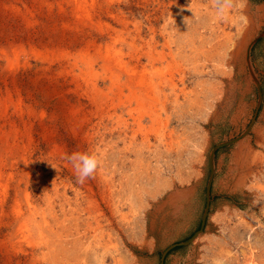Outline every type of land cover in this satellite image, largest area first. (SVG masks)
I'll use <instances>...</instances> for the list:
<instances>
[{
    "label": "rangeland",
    "instance_id": "1",
    "mask_svg": "<svg viewBox=\"0 0 264 264\" xmlns=\"http://www.w3.org/2000/svg\"><path fill=\"white\" fill-rule=\"evenodd\" d=\"M84 1L0 0V264H264V0L249 84L195 12Z\"/></svg>",
    "mask_w": 264,
    "mask_h": 264
},
{
    "label": "bare ground",
    "instance_id": "2",
    "mask_svg": "<svg viewBox=\"0 0 264 264\" xmlns=\"http://www.w3.org/2000/svg\"><path fill=\"white\" fill-rule=\"evenodd\" d=\"M75 1L78 3V7H80L84 0H75ZM169 1H170L169 5L172 7V9H175V10H177V9L180 10L181 8H183V9H186L188 11H191L190 8L188 7V5H190L191 8H192L191 12H195V15H197V19L200 20L199 22H203L204 32L199 33L200 35L198 36V40L200 41V50H198V52L194 53L193 55H197V53H200L201 55L204 56L203 60H206L207 62H210L211 65L217 70L218 69H224L226 67L227 68L231 67L230 65L232 64V62L238 60L240 68H241L240 71L244 72V74H245L244 76H245V79L247 80L248 84L253 82V77L250 74V71L248 69V60L246 59V53L247 52H245V51L247 49L250 37L254 33V27H253V25H249V24L247 25L246 24V22H245L246 21V17L243 18V20H240L239 19L240 18V14H239V17H236L234 15V13H232V12H235V10H234L235 4L240 6L241 10L246 11V10L250 9V7L248 6L246 0H235V1L233 0V2H235V3L233 4V2H232L231 3V7L228 8L227 14H226V19H221V18H219L217 16V12H216V9L213 7L212 0H190L189 4H187L188 1H186V0H169ZM84 3H85V1H84ZM183 3H186V4L182 5ZM82 7H83V5H82ZM241 19H242V17H241ZM117 55H119V54L117 53ZM118 60H119V58H118ZM123 65H124V63H123ZM218 71H220V70H218ZM133 72H135V69H134ZM227 72H229V71L227 70ZM142 74L140 73V75H142ZM143 76H144V74H143ZM144 78H145V76H144ZM138 79H141V78L139 77ZM147 79L149 80V78H147ZM136 81H137V79H136ZM148 82H150V81H148ZM145 83L147 84V82H145ZM151 84H152V82H151ZM151 86H152L151 87V89H152L154 86L153 85H151ZM213 89L214 88H212V90ZM145 90H146V88H145ZM176 90H177L176 89V84L172 81L171 82V91L175 93ZM202 90L204 91V89H202ZM180 91H181L180 93L184 94V96L186 98H189L188 94H190L191 92L187 91L185 87L181 88ZM146 93H148V92L146 91ZM150 95H152V94H150ZM177 96L178 95L176 94L175 95V99H174L175 102L178 101V97ZM25 194H27V193H25ZM21 225H23V223ZM37 228L39 230V233H41V234H43V232L45 230L47 232H51V233L53 231L51 226L49 227V224L45 221L44 218H43L42 223L39 224L37 226ZM46 238L47 237H45V239ZM49 239H50V237H49ZM43 242L45 244L44 239H43ZM54 246H56V245H54Z\"/></svg>",
    "mask_w": 264,
    "mask_h": 264
},
{
    "label": "clouds",
    "instance_id": "3",
    "mask_svg": "<svg viewBox=\"0 0 264 264\" xmlns=\"http://www.w3.org/2000/svg\"><path fill=\"white\" fill-rule=\"evenodd\" d=\"M231 2L232 0H212L213 7L216 9L217 16L219 18L226 19L227 10L229 7H231ZM188 7L192 11L191 6L188 5ZM180 11L182 13L184 9L181 8ZM172 23L175 24L173 17ZM68 159L75 169L78 183H83L85 179L92 177L99 164L95 154L89 155L88 153H73Z\"/></svg>",
    "mask_w": 264,
    "mask_h": 264
}]
</instances>
